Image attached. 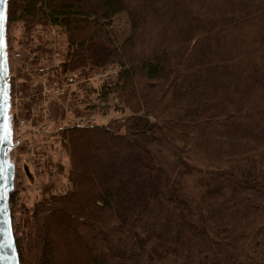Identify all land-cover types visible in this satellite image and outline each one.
Returning a JSON list of instances; mask_svg holds the SVG:
<instances>
[{
	"label": "trees",
	"instance_id": "obj_1",
	"mask_svg": "<svg viewBox=\"0 0 264 264\" xmlns=\"http://www.w3.org/2000/svg\"><path fill=\"white\" fill-rule=\"evenodd\" d=\"M12 23L60 28L65 78L117 66L95 107L121 113L64 130L71 188L12 216L21 264H264V0H7Z\"/></svg>",
	"mask_w": 264,
	"mask_h": 264
},
{
	"label": "rangeland",
	"instance_id": "obj_2",
	"mask_svg": "<svg viewBox=\"0 0 264 264\" xmlns=\"http://www.w3.org/2000/svg\"><path fill=\"white\" fill-rule=\"evenodd\" d=\"M51 25L37 23L30 29L23 23L7 25L6 44L8 49H12L9 50L12 88L14 85L18 109L33 119L31 125L19 126L14 111V95L8 119L9 140L13 148L8 150L7 162L14 165L15 174L7 199L11 215L16 217L20 216L22 209L31 207L41 198L45 187L53 185L54 190L61 193L71 188L67 178L69 158L63 141V132L67 127L102 124L121 115L119 111L97 110L95 107L98 102L95 88L102 81L114 80L117 66L83 74V79L91 76L92 83L83 81L82 89L75 90V97L46 99L43 94L45 88L62 84L65 80L58 68L66 48L65 37L58 26ZM37 27L43 29V33L37 34ZM19 51L22 53L17 57ZM30 55L34 59L27 65ZM41 57L52 59L44 64ZM88 118L92 119L91 123H86Z\"/></svg>",
	"mask_w": 264,
	"mask_h": 264
},
{
	"label": "water",
	"instance_id": "obj_3",
	"mask_svg": "<svg viewBox=\"0 0 264 264\" xmlns=\"http://www.w3.org/2000/svg\"><path fill=\"white\" fill-rule=\"evenodd\" d=\"M4 18L0 21V264H21L13 229V219L7 192L13 186L14 165L7 161L9 148L8 119L12 104V82L9 68V49L6 44L7 0L0 3Z\"/></svg>",
	"mask_w": 264,
	"mask_h": 264
},
{
	"label": "built area",
	"instance_id": "obj_4",
	"mask_svg": "<svg viewBox=\"0 0 264 264\" xmlns=\"http://www.w3.org/2000/svg\"><path fill=\"white\" fill-rule=\"evenodd\" d=\"M52 26V25H51ZM37 34L43 33V29H41L40 27H37V30H35ZM52 45H55L54 43ZM51 50L52 47L48 46ZM21 51H19L16 56L20 57L21 56ZM28 53L31 54L30 51H28ZM53 53V52H52ZM46 57H52V56H46ZM34 56L30 55V60L27 59L26 64L29 65L31 63V61H33ZM52 58H48V59H43V57H41V61L44 64H48L51 61ZM42 71H44L41 68ZM30 72V71H29ZM39 78V76L37 77ZM83 81H87V82H91L92 83V77L90 76L89 78H85L83 79L82 77H78L75 74H68L65 78V80L63 81L62 84H57L54 87H46L45 91L43 92L44 96L46 97L47 100H51L54 97H60V96H66L69 97L71 95H76V89L77 90H81L82 86H83ZM14 97V111H15V115L16 118H18L17 122L19 121V126H24L27 127L29 125H31V123L33 122V119H29V116H25V113H21L22 109H18L19 103H18V99L16 97V94L14 93L13 96ZM75 97V96H74ZM57 100V99H55ZM22 118V119H21ZM22 120V121H20ZM76 121V120H74ZM92 119L88 118L86 123H91Z\"/></svg>",
	"mask_w": 264,
	"mask_h": 264
},
{
	"label": "snow or ice",
	"instance_id": "obj_5",
	"mask_svg": "<svg viewBox=\"0 0 264 264\" xmlns=\"http://www.w3.org/2000/svg\"><path fill=\"white\" fill-rule=\"evenodd\" d=\"M4 2H6V0H0V3H4ZM3 18H4L3 12L0 11V21H2Z\"/></svg>",
	"mask_w": 264,
	"mask_h": 264
}]
</instances>
